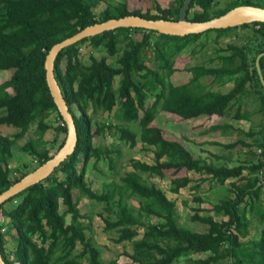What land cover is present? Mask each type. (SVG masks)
<instances>
[{
	"label": "trees",
	"instance_id": "obj_1",
	"mask_svg": "<svg viewBox=\"0 0 264 264\" xmlns=\"http://www.w3.org/2000/svg\"><path fill=\"white\" fill-rule=\"evenodd\" d=\"M102 1L108 0H0V70H13L11 77L0 84V126L18 129L14 134L0 133V194L51 159L66 141L68 126L46 77L45 62L51 48L83 28L111 18L140 15L178 20L185 0H171L166 7L156 0L155 11L146 12L120 0L97 13L95 7ZM217 4L219 0H193L187 16L192 21H205L242 4L264 7V0H231L223 8L215 7ZM247 29L252 34L246 41H232L242 38V30ZM206 33L208 40L202 43ZM137 34L141 37L136 38ZM209 40L216 44L224 40L227 45L215 50L217 56L215 53L210 57V65L187 66L191 79L175 85L171 76L178 71L177 57L189 46L206 45ZM86 44L92 49H105L107 54H91L86 62ZM153 49L156 52L151 65L148 59ZM191 52L196 53V48ZM262 52L263 21L187 35L124 26L62 49L55 60V76L74 116L78 143L75 152L50 176L0 205V248L6 263L106 264L93 235L87 234L90 226L82 220L86 214L79 203L81 197H87L101 206L98 215L105 222V230L112 234L111 239L132 244V251L126 253L134 264H219L225 259L227 264H264V229L259 238L243 240L252 232L250 217H257L259 225H264V86L256 66ZM111 57L116 62H111ZM260 67L264 74V56ZM117 76L121 77L116 88ZM206 76L212 77L210 83L203 80ZM230 82L233 86L227 92L212 88ZM249 92L258 102L254 111L243 108L241 97ZM99 111L112 113L120 122L98 121ZM162 111L188 120V127L202 116L250 121L259 116L248 130L228 122L212 124L203 131L208 135L211 131L227 133L236 129L240 137L225 147L233 153L241 145L258 159L229 166L222 160L230 155L213 154L218 162L208 156L196 157L185 144L168 139L153 123ZM33 124H37L39 136L18 145ZM49 129L55 131V137L45 141ZM100 134L116 135L118 142L113 146L95 145L94 139ZM139 138L144 151H153L154 163L132 158L131 170L112 172L101 191L93 189L86 178L91 159H95V166L108 160L111 170L117 169L123 155L120 146L135 148ZM204 143L220 144L210 139ZM17 150L32 155L36 164L25 169L11 167ZM191 171L194 175L189 174ZM168 174L173 193L198 180L190 187L199 189L209 180L218 185L231 181L230 193L212 207L203 204L201 195L195 196L200 205L193 207L189 221L204 229L182 223L176 201L149 180ZM74 189L79 190L77 198ZM220 216L223 219L217 218ZM12 241L14 248H8ZM107 264L119 262L115 258Z\"/></svg>",
	"mask_w": 264,
	"mask_h": 264
},
{
	"label": "rangeland",
	"instance_id": "obj_2",
	"mask_svg": "<svg viewBox=\"0 0 264 264\" xmlns=\"http://www.w3.org/2000/svg\"><path fill=\"white\" fill-rule=\"evenodd\" d=\"M120 0H108V1H102L97 7H95V11L97 13L101 12L109 3H115ZM129 3L130 8H139L143 10L144 12L148 10L155 11L154 9V1L156 0H127ZM159 3H161L162 6L166 7L170 4L171 0H157ZM234 1V0H232ZM241 2L242 0H237ZM253 3H259L261 0H252ZM228 2H231V0H219V4H217L215 7H225ZM241 34H243L242 38H234V42L236 43H242L247 40V38L252 34L251 29L242 30ZM216 33H212V38H214ZM211 36V34H210ZM141 34H137L136 38H140ZM209 34H204L201 38L202 43L206 42L208 40ZM213 40V39H212ZM209 40L206 45L197 44L196 46H189L187 49L182 51V53L177 57L176 64L178 71H176L171 76V81L175 85L183 84L185 82H188L191 79L192 73H189L186 69L189 65H195V64H206L210 65V57L215 56L216 49L221 47H226L227 41L222 40L220 44H216L214 41ZM193 47L196 48V53H192ZM156 50L153 49L152 52L149 54L148 62L149 64H153L154 57H155ZM94 54L97 57H101L103 54H107L105 49H92V46L90 45H84L83 46V56L84 60L86 62H89L90 55ZM217 56V53H216ZM111 62H116V58L111 57ZM218 61V60H217ZM212 64H216V62H212ZM13 73V70H0V84L4 81L8 80ZM120 77H116V88L119 85ZM203 80L207 83H210L212 80L211 76H206L203 78ZM233 86V82L228 83L226 86H221L220 84H214L212 86L213 90H221L224 92H227L231 87ZM11 92H13L12 89H10ZM242 98L243 108L248 109L250 111H254L258 107V102L256 99H254L251 96V92L248 94H245ZM235 110V109H234ZM2 111H0L1 115ZM112 113L108 112H101L99 111L97 114V120L100 122H107V120L115 123H119V119L113 118ZM110 119H107V118ZM259 117V116H258ZM258 117H255L254 120H246V119H234L233 117L228 116H202L196 119H193L191 122H194L188 127V120H184L182 117H180L177 114L171 113L169 111H162L158 114L157 118L154 120V124L158 125L162 128L165 136L168 139L173 140H179L187 148H189L192 153L198 157V156H208L209 159L214 160L215 162H218L217 159L213 158V154L218 155H230V158H223V163H226L229 166H234L241 164L242 162H245V160L250 159L251 161H256L258 159L257 155L249 154L247 152L248 148L242 147L241 145L237 146L236 149L232 150L233 153L230 152L229 148L225 147V144L232 143L234 140H237L240 136L238 134V131L236 129H231L227 133H224L222 130L218 131H211L208 135H204L203 131L209 128L212 124L216 123H231L236 128H242L244 130H248L255 121L258 120ZM54 118V115L51 117ZM18 129H16L13 126L9 125H1L0 126V133L3 134H14ZM37 130V124H33L31 126V129L26 134L24 138H22L20 141H18V145L24 144L30 137H37L38 132ZM55 137V131L53 129H49L45 136L44 140H51ZM215 140L220 144H212V143H204V140ZM118 142V138L116 135H107V136H96L94 139L95 145H101L103 147L105 146H113L114 143ZM142 143L140 142L135 148H130L123 146H120L123 149V155L121 156V159L119 160V164L117 166V169L111 170L108 160H102L100 161L97 166H95L94 161L95 159H91L88 170H87V181L91 184L92 188L96 191H101L104 181H108L111 179L112 175L115 171H117V174H123L127 170H131L132 166L130 163V160L132 158L141 159L148 163H154V153L153 151H144L141 148ZM18 146H15V150ZM53 152H56L54 149ZM17 157L12 159L11 167H23V169L27 168V166H33L36 164V160H34V157L30 155L29 153H24L22 150H17ZM114 155H117V153H114ZM113 172V174H112ZM190 175H194V173L191 171L189 172ZM118 176V175H116ZM195 176H200L196 174ZM194 176V177H195ZM171 174H168L165 178H161L159 176H154L152 178H149L150 181L156 183L159 187L163 188V190L166 191L167 195L176 201L178 205V211L180 214V220L182 223H190V225L197 227V229H204L203 225L199 223H193L190 222V217L192 215L193 207H197L200 205V203L195 199V196L197 194L201 195L204 199V205L208 207H212L213 204L217 203L222 197H225L226 194H229V187L231 186V181L228 180V182L224 185H218L215 181H205L201 183V187L199 189H193L190 186L196 184V182H192L190 185H188L185 188H182L179 193H173L170 191L171 187ZM242 182V181H241ZM79 190L74 189V197L77 198L79 196ZM263 199H264V193H263ZM135 204H137L136 201H134ZM79 207L81 208V212L83 214H86V216L82 217V220L85 222V224L89 225L90 228L87 230L88 235H93L95 244L98 245L102 250V258L105 261V263H109L112 259L117 258L119 264H134L132 259L129 257V255L126 253L127 251H132V244L129 242H123V243H116L114 242L112 238V234L107 232L105 230V222L103 221L102 217L98 215V212L101 210V206L98 204L95 205L93 201L88 199L87 197H81ZM62 211L65 210V206H61ZM218 219H223V217H217ZM226 218V217H224ZM253 220V228L252 232L248 237H245L243 240H247L249 238H259L261 235L262 230L264 229V225H259L257 217H250ZM71 217L68 215V221H70ZM8 241H11V237H8ZM8 248H14V242H9L7 244ZM201 255V254H200ZM199 255V256H200ZM206 256V255H201ZM184 261L182 260V263ZM219 264H227V259L222 260Z\"/></svg>",
	"mask_w": 264,
	"mask_h": 264
},
{
	"label": "water",
	"instance_id": "obj_3",
	"mask_svg": "<svg viewBox=\"0 0 264 264\" xmlns=\"http://www.w3.org/2000/svg\"><path fill=\"white\" fill-rule=\"evenodd\" d=\"M193 0H185L178 20L172 19H148L140 15H127L120 18H111L109 20L89 25L76 34L56 43L47 54L45 68L47 82L51 94L68 126V135L63 146L53 155L51 159L34 171L25 175L20 181L13 184L9 189L0 194V205L9 200L12 196L20 193L27 187L40 182L50 176L53 171L71 154L75 152L78 143V131L74 116L69 109L68 103L64 98L62 89L55 76V60L62 49L70 46L86 37L105 32L107 30L119 27H143L157 30L161 33L172 35H187L190 33H201L210 29L226 28L230 26L251 23L255 21L264 22V7L254 4H242L233 7L226 13L213 17L205 21H192L188 18V10ZM264 52L260 53L256 60V66L264 86V74L260 67V59ZM260 184V183H259ZM0 264H7L3 258L0 248Z\"/></svg>",
	"mask_w": 264,
	"mask_h": 264
},
{
	"label": "crops",
	"instance_id": "obj_4",
	"mask_svg": "<svg viewBox=\"0 0 264 264\" xmlns=\"http://www.w3.org/2000/svg\"><path fill=\"white\" fill-rule=\"evenodd\" d=\"M190 73V72H189Z\"/></svg>",
	"mask_w": 264,
	"mask_h": 264
}]
</instances>
